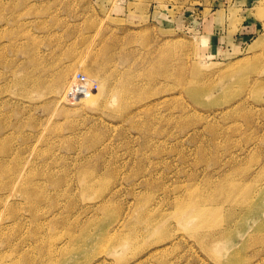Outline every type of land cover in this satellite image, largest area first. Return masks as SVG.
<instances>
[{
	"label": "rangeland",
	"instance_id": "1",
	"mask_svg": "<svg viewBox=\"0 0 264 264\" xmlns=\"http://www.w3.org/2000/svg\"><path fill=\"white\" fill-rule=\"evenodd\" d=\"M0 264H264V0H0Z\"/></svg>",
	"mask_w": 264,
	"mask_h": 264
},
{
	"label": "crops",
	"instance_id": "2",
	"mask_svg": "<svg viewBox=\"0 0 264 264\" xmlns=\"http://www.w3.org/2000/svg\"><path fill=\"white\" fill-rule=\"evenodd\" d=\"M249 27H250V25L247 24V25H245V26L242 27V30L245 31V32H247L248 30L251 29V27L250 28ZM252 30H253V28H252ZM235 38L237 40H241V38H243V35H240V36L237 35Z\"/></svg>",
	"mask_w": 264,
	"mask_h": 264
},
{
	"label": "bare ground",
	"instance_id": "3",
	"mask_svg": "<svg viewBox=\"0 0 264 264\" xmlns=\"http://www.w3.org/2000/svg\"><path fill=\"white\" fill-rule=\"evenodd\" d=\"M66 89H67V88H66ZM19 181H20V184L23 185V183H24V179H23V178L21 179V177H20Z\"/></svg>",
	"mask_w": 264,
	"mask_h": 264
}]
</instances>
